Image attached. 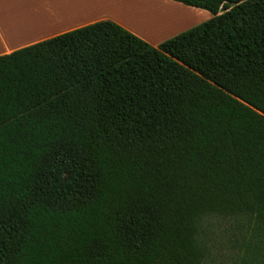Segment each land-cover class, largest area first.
Segmentation results:
<instances>
[{
	"label": "trees",
	"instance_id": "obj_1",
	"mask_svg": "<svg viewBox=\"0 0 264 264\" xmlns=\"http://www.w3.org/2000/svg\"><path fill=\"white\" fill-rule=\"evenodd\" d=\"M174 1L213 15L0 55V264H264V0Z\"/></svg>",
	"mask_w": 264,
	"mask_h": 264
},
{
	"label": "crops",
	"instance_id": "obj_2",
	"mask_svg": "<svg viewBox=\"0 0 264 264\" xmlns=\"http://www.w3.org/2000/svg\"><path fill=\"white\" fill-rule=\"evenodd\" d=\"M117 1L119 0H0V55L100 19L117 20V17L111 12L86 20V18L95 15L90 11L99 9L96 8L98 4L104 3L111 5L112 8H119ZM117 10L118 12L123 11L121 8ZM101 12L103 9L96 11V13ZM123 12L126 16L134 15L135 20L137 19L134 22L141 24L138 27L146 31L148 36L120 21L134 33L136 32L154 45L166 39L162 37L155 40L157 32L161 31L160 28L165 27L164 25L155 24L149 19L147 22L146 19L141 20L139 12L132 14Z\"/></svg>",
	"mask_w": 264,
	"mask_h": 264
},
{
	"label": "rangeland",
	"instance_id": "obj_3",
	"mask_svg": "<svg viewBox=\"0 0 264 264\" xmlns=\"http://www.w3.org/2000/svg\"><path fill=\"white\" fill-rule=\"evenodd\" d=\"M117 2H118V5L121 2L133 3V5L139 8V10H143L142 2H151V3L156 4V6L157 5L158 7L161 6L162 9L166 10L167 11L166 14L164 12L162 14L160 11L156 10L158 19L156 18V14L154 12H151L152 15H149L150 18L152 17L154 19L155 18L157 19L155 24L160 23L161 25L165 26V27H162L163 29L160 28L161 31L157 32L158 35L156 36L155 40H157L158 38H162V37L169 38L175 34H178L181 31H184L194 25H197L209 19L213 15L207 9L186 5L184 3L174 1V0H157V1L119 0ZM96 8L103 9V12L96 13V11L99 9L92 10L90 12H93L95 15L86 18V20L93 18V17H97V16L99 17L102 15H106L107 13L111 12L117 17V20H114V21L118 22L119 20L118 23L120 24H122V22L120 21H123L125 22V24L133 28H136L140 32L146 34V31H143L142 28L138 27L140 26V24L137 25V23H134V21H136L134 15H131V16L123 15L121 14L122 12H118L117 7L112 8L111 5H107L104 3L98 4V7ZM122 25L126 27L127 29H129L124 24ZM207 231L209 234L210 232H212V238L214 240V246H215L214 250L216 252H220V253L225 252V251L227 253H230V251L233 252L235 250V247H237L235 246L237 242L239 244L242 241V239L239 238L240 234L238 232V227H237L235 219L233 218L213 216L212 218L209 219V221H207Z\"/></svg>",
	"mask_w": 264,
	"mask_h": 264
},
{
	"label": "bare ground",
	"instance_id": "obj_4",
	"mask_svg": "<svg viewBox=\"0 0 264 264\" xmlns=\"http://www.w3.org/2000/svg\"><path fill=\"white\" fill-rule=\"evenodd\" d=\"M118 7L121 8L123 11L128 12L129 14H132V13H135V12H139L140 19L141 20L146 19V22L149 19V20H152V21H154L156 23V21L158 19L156 10L157 11H160L162 14H163V12L165 14L167 13V11L164 10V9H162L161 6H159L160 7L159 8L158 5L156 6V4L151 3V2H142L143 10H139V8L135 7L133 5V3H130V2H121ZM122 10H119V11H122ZM123 11H122L123 15H126V14H124L125 12H123ZM151 12H154L156 14V18L157 19L156 18L154 19L152 17L151 18L149 17V15H152ZM140 21H138V22H140ZM134 23H136V22H134ZM137 25H139V24L137 23Z\"/></svg>",
	"mask_w": 264,
	"mask_h": 264
}]
</instances>
